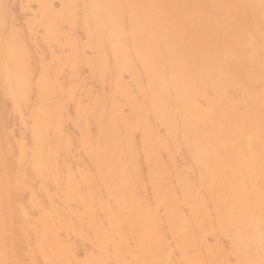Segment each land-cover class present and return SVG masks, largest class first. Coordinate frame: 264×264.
<instances>
[{
  "label": "bare ground",
  "instance_id": "6f19581e",
  "mask_svg": "<svg viewBox=\"0 0 264 264\" xmlns=\"http://www.w3.org/2000/svg\"><path fill=\"white\" fill-rule=\"evenodd\" d=\"M0 264H264V0H0Z\"/></svg>",
  "mask_w": 264,
  "mask_h": 264
}]
</instances>
